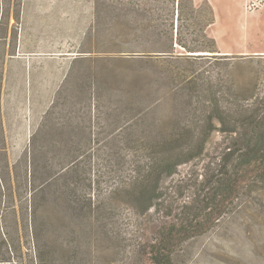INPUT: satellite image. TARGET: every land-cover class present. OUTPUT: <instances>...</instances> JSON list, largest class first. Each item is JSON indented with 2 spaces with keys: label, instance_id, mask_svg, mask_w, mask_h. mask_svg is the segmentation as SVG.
<instances>
[{
  "label": "rangeland",
  "instance_id": "rangeland-1",
  "mask_svg": "<svg viewBox=\"0 0 264 264\" xmlns=\"http://www.w3.org/2000/svg\"><path fill=\"white\" fill-rule=\"evenodd\" d=\"M210 1L216 17L208 33L219 57L189 59L155 51L158 36L146 30L155 24L154 0H0V156L10 161L0 170L14 193L7 205L28 223V260L147 264L144 245L158 213L140 216L117 190L107 229L80 227L72 189L77 198L81 189L109 194L142 139L162 136V127L166 136L188 135L177 128L201 122L210 91L232 93L243 85L253 98L263 96L264 5L248 11L247 0ZM132 27L139 38L128 35ZM27 124V138L5 139L6 126L26 136ZM223 141L212 133L206 156L172 178L187 179V201L197 194L189 184L204 178ZM74 159L72 176L65 170ZM60 173L57 185L43 188ZM178 264H264V187L247 188L227 205L214 226L185 243Z\"/></svg>",
  "mask_w": 264,
  "mask_h": 264
},
{
  "label": "trees",
  "instance_id": "trees-1",
  "mask_svg": "<svg viewBox=\"0 0 264 264\" xmlns=\"http://www.w3.org/2000/svg\"><path fill=\"white\" fill-rule=\"evenodd\" d=\"M154 1L155 24L146 30L158 36L153 42L155 51H168L189 59L219 57L216 40L208 33L216 17L209 0L199 4L196 0ZM129 29L128 35L134 33L136 38L140 37L141 32H136L139 28ZM178 48L181 54L177 53ZM209 95L208 104L199 116L201 122L195 127L185 124L177 128V132L188 135L166 136L162 127V136L142 139L139 151L129 154L125 160V176L109 194H104L100 188L96 194L81 189L77 198L76 190L72 189L75 198L71 206L77 224L81 227L91 223L93 228L107 229L112 214L110 196L117 190L124 191L137 214L141 216L155 210L159 215L150 240L144 245L147 264H178L185 243L214 226L227 205L247 188L264 187V94L253 98L251 90L242 85L232 93L224 91L218 95L210 91ZM216 131L223 135V149L207 165L204 178L189 184L197 189V194L187 201V179L175 181L172 178L179 173L180 166L206 156L208 143ZM8 159V155L0 156V166H10ZM75 160L65 170H70L72 176ZM59 175L47 178L43 188L57 185L61 173ZM11 189L10 181L0 170V264H43L44 260L38 255L30 260L25 255L28 253L25 238L28 223L16 205H7V195L11 198L14 195ZM57 192L58 188L54 190ZM16 194L20 195L19 189ZM21 208L22 205L20 213ZM9 212L13 214L11 225L5 222ZM94 242L99 248V237L96 236ZM45 260L49 263V259Z\"/></svg>",
  "mask_w": 264,
  "mask_h": 264
},
{
  "label": "crops",
  "instance_id": "crops-1",
  "mask_svg": "<svg viewBox=\"0 0 264 264\" xmlns=\"http://www.w3.org/2000/svg\"><path fill=\"white\" fill-rule=\"evenodd\" d=\"M26 131H27L26 136H20V133L19 132H13V131L12 132L11 131L9 132V129L6 126V137H5V139L6 140H20V139L27 138L28 137V132L30 133V131H31V127H28V124L26 125Z\"/></svg>",
  "mask_w": 264,
  "mask_h": 264
},
{
  "label": "built area",
  "instance_id": "built-area-1",
  "mask_svg": "<svg viewBox=\"0 0 264 264\" xmlns=\"http://www.w3.org/2000/svg\"><path fill=\"white\" fill-rule=\"evenodd\" d=\"M264 5V0H247L246 9L248 11H255Z\"/></svg>",
  "mask_w": 264,
  "mask_h": 264
}]
</instances>
